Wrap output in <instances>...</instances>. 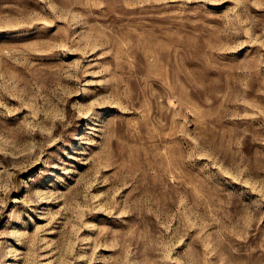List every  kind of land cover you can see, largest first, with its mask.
<instances>
[{
	"label": "rangeland",
	"instance_id": "rangeland-1",
	"mask_svg": "<svg viewBox=\"0 0 264 264\" xmlns=\"http://www.w3.org/2000/svg\"><path fill=\"white\" fill-rule=\"evenodd\" d=\"M0 264H264V0H0Z\"/></svg>",
	"mask_w": 264,
	"mask_h": 264
}]
</instances>
